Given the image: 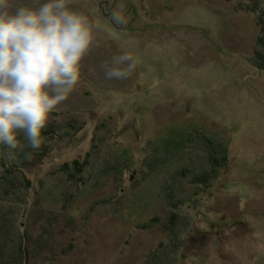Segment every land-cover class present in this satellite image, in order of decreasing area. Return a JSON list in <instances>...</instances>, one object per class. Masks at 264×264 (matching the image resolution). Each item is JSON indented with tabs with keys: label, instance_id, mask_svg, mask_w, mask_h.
Returning a JSON list of instances; mask_svg holds the SVG:
<instances>
[{
	"label": "rangeland",
	"instance_id": "obj_1",
	"mask_svg": "<svg viewBox=\"0 0 264 264\" xmlns=\"http://www.w3.org/2000/svg\"><path fill=\"white\" fill-rule=\"evenodd\" d=\"M69 7L92 23L80 81L40 148L0 147L27 264H264V0Z\"/></svg>",
	"mask_w": 264,
	"mask_h": 264
},
{
	"label": "clouds",
	"instance_id": "obj_2",
	"mask_svg": "<svg viewBox=\"0 0 264 264\" xmlns=\"http://www.w3.org/2000/svg\"><path fill=\"white\" fill-rule=\"evenodd\" d=\"M69 4L0 0V147L10 159L25 147L40 148L50 114L80 81L94 37L88 17ZM113 62L130 63L106 68V78H126L135 67L127 52Z\"/></svg>",
	"mask_w": 264,
	"mask_h": 264
},
{
	"label": "trees",
	"instance_id": "obj_3",
	"mask_svg": "<svg viewBox=\"0 0 264 264\" xmlns=\"http://www.w3.org/2000/svg\"><path fill=\"white\" fill-rule=\"evenodd\" d=\"M253 3H256V1ZM260 14L261 13H258V15ZM259 17L260 23L263 22L264 17ZM261 62L262 63L260 64H256L260 71L264 70V59H262ZM24 143L26 144L27 142L24 141ZM29 149L30 147H25L23 151L17 152L15 155L18 157V159H22L27 153H29ZM6 167L7 166L3 163V170ZM15 168L18 169V167ZM3 173L4 175L0 173V185L12 186V181H10V179L6 176L12 174V169L8 168L4 170ZM204 181H206V179H204ZM4 189L5 188H0V192L1 190L3 192ZM5 192H7L6 189ZM4 201L5 200L0 198V264H27V252L26 249H24L25 237L16 231L17 229L14 225L12 217L6 219V217L3 215L6 209V206L3 203Z\"/></svg>",
	"mask_w": 264,
	"mask_h": 264
}]
</instances>
